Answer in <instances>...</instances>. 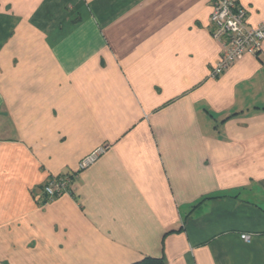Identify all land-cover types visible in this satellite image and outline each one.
<instances>
[{"label":"crops","instance_id":"obj_1","mask_svg":"<svg viewBox=\"0 0 264 264\" xmlns=\"http://www.w3.org/2000/svg\"><path fill=\"white\" fill-rule=\"evenodd\" d=\"M212 10L0 0V264H264V41L211 77Z\"/></svg>","mask_w":264,"mask_h":264},{"label":"built area","instance_id":"obj_2","mask_svg":"<svg viewBox=\"0 0 264 264\" xmlns=\"http://www.w3.org/2000/svg\"><path fill=\"white\" fill-rule=\"evenodd\" d=\"M209 2L213 9L210 17L211 34L221 45L219 60L210 73L214 78L229 69L245 54L255 56L260 54L264 41V21L255 27L248 25L247 10L239 0H209ZM94 158V154L84 158L79 165V171ZM79 171L49 179L43 186L46 199L53 200L65 193H72ZM241 237L247 242L252 239V235L248 233L242 234Z\"/></svg>","mask_w":264,"mask_h":264},{"label":"trees","instance_id":"obj_3","mask_svg":"<svg viewBox=\"0 0 264 264\" xmlns=\"http://www.w3.org/2000/svg\"><path fill=\"white\" fill-rule=\"evenodd\" d=\"M132 264H165V260L162 257H151L147 256L140 261Z\"/></svg>","mask_w":264,"mask_h":264}]
</instances>
